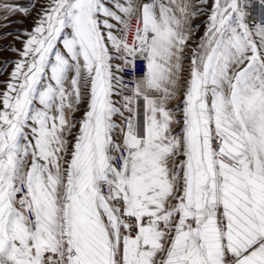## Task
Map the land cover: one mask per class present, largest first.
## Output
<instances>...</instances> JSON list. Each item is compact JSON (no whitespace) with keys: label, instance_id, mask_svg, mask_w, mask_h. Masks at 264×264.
I'll list each match as a JSON object with an SVG mask.
<instances>
[{"label":"snow or ice","instance_id":"1","mask_svg":"<svg viewBox=\"0 0 264 264\" xmlns=\"http://www.w3.org/2000/svg\"><path fill=\"white\" fill-rule=\"evenodd\" d=\"M15 15L0 264H264V0H0Z\"/></svg>","mask_w":264,"mask_h":264},{"label":"rangeland","instance_id":"2","mask_svg":"<svg viewBox=\"0 0 264 264\" xmlns=\"http://www.w3.org/2000/svg\"><path fill=\"white\" fill-rule=\"evenodd\" d=\"M21 2H26V0H21ZM256 15V14H255ZM11 20L15 21V23L10 24L8 29H4V28H0V32L3 31H23L25 28H31L32 26V20L31 18L29 19H25L24 17L20 16V15H15L13 17H11ZM201 20H203V17L197 19L194 23H200ZM203 32V27H201L200 31L196 34L197 37L199 35H201ZM14 44L15 47L20 48L22 45L18 42L15 41L13 36H9L7 38L4 39H0V45H5V44ZM16 59L15 56H13L11 53L9 52H0V65H2L4 60H14ZM12 69V65L9 64L7 66L6 72L4 75H0V80H5L7 78V72H10Z\"/></svg>","mask_w":264,"mask_h":264},{"label":"water","instance_id":"3","mask_svg":"<svg viewBox=\"0 0 264 264\" xmlns=\"http://www.w3.org/2000/svg\"><path fill=\"white\" fill-rule=\"evenodd\" d=\"M256 13H253V16H255Z\"/></svg>","mask_w":264,"mask_h":264}]
</instances>
